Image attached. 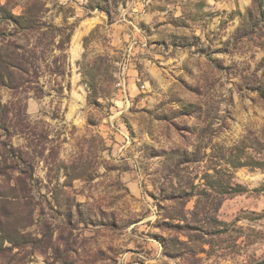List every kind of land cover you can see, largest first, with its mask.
Listing matches in <instances>:
<instances>
[{"label": "rangeland", "instance_id": "obj_1", "mask_svg": "<svg viewBox=\"0 0 264 264\" xmlns=\"http://www.w3.org/2000/svg\"><path fill=\"white\" fill-rule=\"evenodd\" d=\"M263 90L264 0H0V264H264Z\"/></svg>", "mask_w": 264, "mask_h": 264}, {"label": "trees", "instance_id": "obj_2", "mask_svg": "<svg viewBox=\"0 0 264 264\" xmlns=\"http://www.w3.org/2000/svg\"><path fill=\"white\" fill-rule=\"evenodd\" d=\"M1 12H3V13L6 14V11H5L4 9H1ZM6 15H8V16H7V19H8V20H10V21H15V20H14V19H15L14 16H12V15L10 16L9 14H6ZM17 24H18V23H17ZM262 95H263V98H264V90L262 91Z\"/></svg>", "mask_w": 264, "mask_h": 264}, {"label": "built area", "instance_id": "obj_3", "mask_svg": "<svg viewBox=\"0 0 264 264\" xmlns=\"http://www.w3.org/2000/svg\"><path fill=\"white\" fill-rule=\"evenodd\" d=\"M119 85H122V84L120 83ZM142 88H143V90H145V89H146V86H145V85H143V86H142Z\"/></svg>", "mask_w": 264, "mask_h": 264}]
</instances>
